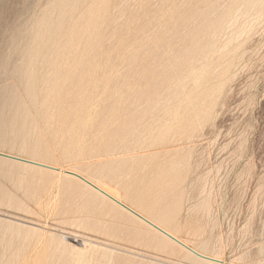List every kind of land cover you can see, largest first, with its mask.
Wrapping results in <instances>:
<instances>
[{
    "label": "rangeland",
    "instance_id": "374dc122",
    "mask_svg": "<svg viewBox=\"0 0 264 264\" xmlns=\"http://www.w3.org/2000/svg\"><path fill=\"white\" fill-rule=\"evenodd\" d=\"M0 153V264H264V0H0Z\"/></svg>",
    "mask_w": 264,
    "mask_h": 264
},
{
    "label": "water",
    "instance_id": "95a60500",
    "mask_svg": "<svg viewBox=\"0 0 264 264\" xmlns=\"http://www.w3.org/2000/svg\"><path fill=\"white\" fill-rule=\"evenodd\" d=\"M0 158L2 159H7V160H12V161H17V162H21V163H25V164H29V165H32V166H37V167H40V168H44V169H49V170H57L56 168H53V167H50V166H46V165H43V164H40V163H36V162H33V161H29V160H25V159H22V158H18V157H15V156H11V155H7V154H3V153H0ZM66 175L70 176V177H73V178H76L84 183H86L87 185L91 186L92 188H94L96 191L100 192L102 195L112 199L108 194H106L105 192H103L102 190H100L98 187H96L94 184L90 183L89 181H87L85 178H83L82 176L76 174V173H73V172H70V171H67L65 173ZM113 200V199H112ZM118 203L120 206L124 207L126 210L132 212L133 214H135L136 216H138L139 218L147 221L145 218H143L142 216H140L139 214H137L136 212H134L132 209L128 208L127 206L119 203V202H116ZM149 222V221H147ZM150 223V222H149ZM151 224V223H150ZM156 229H158L160 232H162L164 235H166L169 239H171L172 241L178 243L179 245H181L184 249H186L188 252H190L191 254H193L194 256L200 258V259H203V260H206V261H211V262H220L218 260H215L213 258H210V257H207V256H204L198 252H196L195 250H193L192 248L188 247L187 245L183 244L182 242H180L179 240H177L176 238H174L173 236L169 235L167 232H165L164 230L158 228L157 226H155L154 224H152Z\"/></svg>",
    "mask_w": 264,
    "mask_h": 264
},
{
    "label": "bare ground",
    "instance_id": "6f19581e",
    "mask_svg": "<svg viewBox=\"0 0 264 264\" xmlns=\"http://www.w3.org/2000/svg\"><path fill=\"white\" fill-rule=\"evenodd\" d=\"M221 89V88H220ZM49 98H50V96H49ZM44 169V168H43ZM57 170H60V169H58V168H56ZM45 170V169H44ZM47 170V169H46ZM63 171V170H62ZM67 171H64L63 173L65 174ZM68 176V175H67ZM73 178V177H72ZM84 178V177H83ZM78 180V179H77ZM87 180V179H86ZM87 181H89L90 183H92V184H94L93 182H91L90 180H87ZM86 186H87V188H90L91 190H94V191H96L94 188H92L91 186H89V185H87L86 183H84ZM96 187H98L100 190H102L103 192H105L106 194H108L112 199H110V198H108V197H106V196H104V195H102V196H104L105 198H107V199H109V201H111V202H113V204H116V206H120L118 203H116V202H119V203H121V204H123L122 203V200H121V198L118 196V194H115V192L114 193H112V191H110V190H108V189H106L105 187V189L104 188H102V187H100V185H96V184H94ZM98 192V191H97ZM97 194H101L100 192H98ZM199 196V195H198ZM203 202V201H202ZM124 205V204H123ZM126 206V205H125ZM121 208H123V209H125L124 207H122V206H120ZM202 207V206H201ZM146 208V207H145ZM140 209V208H139ZM144 209V208H143ZM207 209V208H206ZM124 211H126V209L124 210ZM134 211V210H133ZM139 211V210H138ZM143 211H145V210H143ZM142 211V212H143ZM127 212H129V213H131L132 214V216H135V217H137L138 218V220H141L143 223H145V225H147L148 227H150V228H152L153 230H155L158 234H160L161 236H163L165 239H167V240H169L170 242H172L174 245H177V247H181L183 250H185L184 252H188L186 249H184L181 245H179L178 243H176V242H174V241H172L171 239H169L166 235H164L162 232H160L158 229H156L152 224H154L155 226H157L158 228H160V229H162V230H164L165 232H167L169 235H171V236H173L174 238H176L177 240H179L180 242H182L183 244H185V245H187L185 242H183L182 240H180L179 238H177L176 236H174L173 234H171L170 232H168L167 230H165L162 226H160L159 224H157L156 222H154V221H152V220H150V219H148V218H146V217H143V218H145L147 221H149V222H147V221H145V220H143V219H141V218H139L138 216H136L135 214H133L132 212H130V211H128L127 210ZM140 212V211H139ZM148 212H149V210H148ZM137 214H138V212H136ZM143 214V213H142ZM147 214V213H146ZM150 214V213H149ZM139 215L141 216V214L139 213ZM144 215V214H143ZM150 216V215H149ZM80 241V240H79ZM86 242V241H85ZM81 243V242H80ZM82 244V243H81ZM83 244H85V243H83ZM86 245V244H85ZM90 248V247H89ZM188 254H190L191 256H194L193 254H191L190 252H188ZM195 258H197L196 256H194ZM198 260H200V259H198ZM202 260V259H201ZM215 260H217V259H215ZM219 261V260H218ZM205 262H208V261H205ZM217 263V262H216Z\"/></svg>",
    "mask_w": 264,
    "mask_h": 264
}]
</instances>
